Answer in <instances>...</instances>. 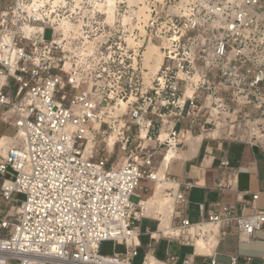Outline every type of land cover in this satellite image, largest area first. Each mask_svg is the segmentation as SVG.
Listing matches in <instances>:
<instances>
[{
    "label": "built area",
    "instance_id": "1",
    "mask_svg": "<svg viewBox=\"0 0 264 264\" xmlns=\"http://www.w3.org/2000/svg\"><path fill=\"white\" fill-rule=\"evenodd\" d=\"M0 123L10 129L0 133V264H131L144 218L156 222L151 239L194 250L211 236L264 240V179L237 190L247 168L224 147L264 156V0H0ZM199 151L217 161L210 188L236 192L239 212L217 201L188 218L198 180L167 168ZM142 180L152 194L163 186L166 231L156 206L129 200ZM104 241L124 252L100 254ZM214 249L204 264H224ZM141 264L178 262L167 249Z\"/></svg>",
    "mask_w": 264,
    "mask_h": 264
},
{
    "label": "crops",
    "instance_id": "2",
    "mask_svg": "<svg viewBox=\"0 0 264 264\" xmlns=\"http://www.w3.org/2000/svg\"><path fill=\"white\" fill-rule=\"evenodd\" d=\"M9 132L10 129L0 123V133ZM224 147L226 148L227 158L231 165L247 168L246 171L240 173L237 177V190H247L249 192L257 191L261 180L264 179V156L261 151L258 148L236 142L225 143ZM167 174L176 179H181L186 176L187 178H194L198 180L199 185L193 187L188 194L189 203L187 216L191 221H195L200 218L201 213L199 210V204L201 203H203L205 211L211 208L214 202L219 201L221 204H235L237 206V212H239L240 203L236 201V192L229 190L219 192L210 188L211 181L217 174V161L212 159L202 160V151H199L197 156L191 160L184 162L181 160L172 161L167 168ZM1 182L2 178L0 177V186ZM147 182L151 183L150 181ZM151 186L152 183L150 186L142 188L144 190H149L151 189ZM143 199L144 198H142V200ZM257 206L262 209L264 208V193L259 195ZM4 207L5 205L2 204L0 208L4 209ZM5 210L6 208L4 211ZM205 211L203 215H205ZM142 220L153 221L154 228L149 226L142 228L139 223ZM142 220L136 222V225L139 226L141 231V234L139 235L140 246L138 247L137 254V256L140 254L142 255L139 264L142 263V258L147 252L155 259L165 260V252L167 249H170L177 256L178 264H180L181 261L188 256L192 257V264H204L208 260V256L196 253L189 245H178L175 242H169L164 237L155 235H153V238L155 239H151L149 231L153 232L156 222L146 218ZM146 229H149L148 232ZM0 232L4 233L1 229ZM149 244L150 246H148ZM117 245L120 249L114 250L112 255L124 252L125 247L123 242H118ZM263 252L264 240L261 233H257V238L250 243L240 241L237 236L230 235L224 241L219 242L215 246L214 256L219 262L224 264L229 263V256L231 254H238L240 262H242L243 257L248 256L251 257L249 264H264ZM134 258L132 259L131 264H133ZM10 264L16 263L11 262Z\"/></svg>",
    "mask_w": 264,
    "mask_h": 264
},
{
    "label": "bare ground",
    "instance_id": "3",
    "mask_svg": "<svg viewBox=\"0 0 264 264\" xmlns=\"http://www.w3.org/2000/svg\"><path fill=\"white\" fill-rule=\"evenodd\" d=\"M154 51H152L153 53ZM6 137H8V135H5ZM196 150H191L189 152H187V155H193L195 153ZM172 155V152H170L166 159L164 160L160 170H159V176H162L164 169H165V164L166 161L169 159V157ZM162 185H156L154 192L152 195H150L148 198L141 200V204L146 208H151L153 206H156L158 211L162 214V221L159 225V229L166 231L167 228L169 227V220H170V215H169V210L167 209L168 207V200L163 198L162 196ZM205 230L208 231H214L216 230V227L211 226V225H206L204 226ZM216 246V240L211 236L210 241L208 242V244H204L202 241L198 240L195 243V252L198 254H208L210 252H212V250L215 248ZM152 259V258H151ZM109 264V263H108Z\"/></svg>",
    "mask_w": 264,
    "mask_h": 264
},
{
    "label": "rangeland",
    "instance_id": "4",
    "mask_svg": "<svg viewBox=\"0 0 264 264\" xmlns=\"http://www.w3.org/2000/svg\"><path fill=\"white\" fill-rule=\"evenodd\" d=\"M51 37L50 31L47 30L45 33V38L49 39ZM151 183L147 182L146 180L140 181V188L137 189L136 194L131 195L129 200L133 203L136 204L139 199L145 198L147 195V198L152 194L153 191V186H151V189L149 190H144L142 187L145 186H150ZM15 198L18 199V201H21L24 196L22 194H17ZM262 203V202H261ZM140 223V226L144 228L145 226H149L151 228H154V222L153 221H148V220H142ZM138 223V224H139ZM118 242H113V241H104L100 244L99 248V253L102 255H112L114 250H119L120 248L117 245ZM142 255L140 254L139 256L135 257L133 260V264H139L141 261Z\"/></svg>",
    "mask_w": 264,
    "mask_h": 264
}]
</instances>
